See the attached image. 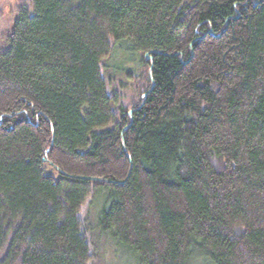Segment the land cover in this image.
<instances>
[{"label":"trees","instance_id":"obj_1","mask_svg":"<svg viewBox=\"0 0 264 264\" xmlns=\"http://www.w3.org/2000/svg\"><path fill=\"white\" fill-rule=\"evenodd\" d=\"M30 5L0 51V264H88L97 201L136 264H264V0ZM125 42L131 108L101 66Z\"/></svg>","mask_w":264,"mask_h":264},{"label":"rangeland","instance_id":"obj_2","mask_svg":"<svg viewBox=\"0 0 264 264\" xmlns=\"http://www.w3.org/2000/svg\"><path fill=\"white\" fill-rule=\"evenodd\" d=\"M31 0H0V51L5 49V37L10 31L15 15L22 8H30ZM103 77L111 96L120 100L126 108H131L139 101L136 84L130 75H137L142 70L140 57L132 51L127 42L117 44L113 52L105 57L101 64ZM118 116V114H117ZM116 116V118H117ZM99 201L92 205L85 204L80 216L85 224L84 233L90 244L92 258L88 264H136L131 253L115 244L104 234H100L96 225Z\"/></svg>","mask_w":264,"mask_h":264},{"label":"water","instance_id":"obj_3","mask_svg":"<svg viewBox=\"0 0 264 264\" xmlns=\"http://www.w3.org/2000/svg\"><path fill=\"white\" fill-rule=\"evenodd\" d=\"M211 30H209V32H210ZM145 57L148 59H150L151 60V55L147 52V53H145ZM151 67H152V65H151V61H150V68H149V71H150V69H151ZM152 84H153V81H152ZM152 87L150 86V88H149V90L151 89ZM149 90L148 91H146L145 93H143L141 96H142V98H144L145 99V96L149 93ZM144 102V101H143ZM142 102V103H143ZM132 113V109H128V114H131ZM45 153H46V151H45ZM44 159L46 160L47 158H45L44 157ZM55 168H57L56 166H55ZM58 170H59V168H57ZM60 171V170H59ZM61 173H62V171H60ZM89 178H91L92 180H96V181H98V180H101L102 178L101 177H98V178H96V177H89Z\"/></svg>","mask_w":264,"mask_h":264}]
</instances>
